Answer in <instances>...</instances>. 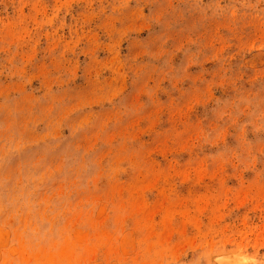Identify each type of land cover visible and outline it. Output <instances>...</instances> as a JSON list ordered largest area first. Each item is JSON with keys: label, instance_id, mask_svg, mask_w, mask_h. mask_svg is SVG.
Returning a JSON list of instances; mask_svg holds the SVG:
<instances>
[{"label": "rangeland", "instance_id": "1", "mask_svg": "<svg viewBox=\"0 0 264 264\" xmlns=\"http://www.w3.org/2000/svg\"><path fill=\"white\" fill-rule=\"evenodd\" d=\"M0 264H264V0H0Z\"/></svg>", "mask_w": 264, "mask_h": 264}]
</instances>
